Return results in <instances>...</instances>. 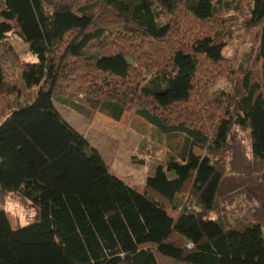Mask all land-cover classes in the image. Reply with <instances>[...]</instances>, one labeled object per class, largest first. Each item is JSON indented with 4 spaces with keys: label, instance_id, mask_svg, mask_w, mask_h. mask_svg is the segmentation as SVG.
<instances>
[{
    "label": "trees",
    "instance_id": "obj_1",
    "mask_svg": "<svg viewBox=\"0 0 264 264\" xmlns=\"http://www.w3.org/2000/svg\"><path fill=\"white\" fill-rule=\"evenodd\" d=\"M241 1L259 33L258 72L206 100L218 121L205 133L176 116L193 115L207 73L230 64L219 33L201 31L226 1L0 0V95H20L7 79L17 64L9 35L37 59L17 73L31 95L0 121V264H264V0ZM54 100L87 118L132 111L189 147L140 190L110 172ZM7 195L33 209L29 222L11 225Z\"/></svg>",
    "mask_w": 264,
    "mask_h": 264
},
{
    "label": "rangeland",
    "instance_id": "obj_2",
    "mask_svg": "<svg viewBox=\"0 0 264 264\" xmlns=\"http://www.w3.org/2000/svg\"><path fill=\"white\" fill-rule=\"evenodd\" d=\"M223 1H226L228 7L218 8L215 21L213 19L209 23L210 25L205 26L203 30L196 28L193 32L206 31L212 36L219 33V39L224 43V56L230 60V64L229 66L225 65L223 74L217 73L211 77L207 73L210 76V82L206 87L205 102L199 98L198 102H195L197 98L195 95L193 99V103L203 106L200 105L198 109L196 105L199 104H193L195 111L193 115L181 118V115L187 113L180 109L181 111L176 116L177 121L186 120L189 123L190 120V125L194 124V126L204 128L205 133L210 132L218 121V119L213 120V116H209L211 107L207 101L212 100L217 94L230 96L233 90V81L244 74L243 70L252 71L253 76L258 72V65L254 63L258 44V29L248 28V24L245 22L249 15V5L241 0ZM7 39L17 53V64H14L10 70L13 73L7 79L18 84L20 95L18 97L0 95V121L11 110L20 107L27 101L28 96L32 93L20 86L17 79L20 65L31 67L37 63L35 56L29 53L27 46L16 36L11 34ZM239 65H242V70H239ZM200 83L203 86L202 80ZM54 106L61 117L74 130L83 135L90 147L100 154L114 176L127 185L140 190L143 188L145 178L153 172L157 165L163 164L170 157L178 159L181 151L187 146L183 135L162 134L143 119L134 115L132 111L124 112L120 120L114 121L102 113H95L91 115V118H87L72 110L63 100H54ZM232 137L245 147L246 152L248 151L249 141L246 134L234 130ZM228 153L225 155L228 156ZM242 199L243 197L236 198L233 204H225L223 213L229 216L231 212L237 210ZM4 209L8 213L12 226L15 224L24 225L34 216L33 209L17 199L15 195L5 197ZM262 237H264V226H262Z\"/></svg>",
    "mask_w": 264,
    "mask_h": 264
},
{
    "label": "built area",
    "instance_id": "obj_3",
    "mask_svg": "<svg viewBox=\"0 0 264 264\" xmlns=\"http://www.w3.org/2000/svg\"><path fill=\"white\" fill-rule=\"evenodd\" d=\"M188 247H190V246L188 245Z\"/></svg>",
    "mask_w": 264,
    "mask_h": 264
}]
</instances>
